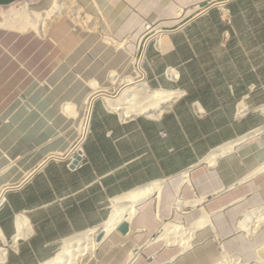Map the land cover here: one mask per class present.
I'll use <instances>...</instances> for the list:
<instances>
[{"label": "crops", "instance_id": "obj_1", "mask_svg": "<svg viewBox=\"0 0 264 264\" xmlns=\"http://www.w3.org/2000/svg\"><path fill=\"white\" fill-rule=\"evenodd\" d=\"M25 1L44 12L56 0H0V9ZM78 1L114 35L161 30L143 51L141 76L176 97L160 116L129 118L97 98L80 164L54 156L6 192L0 264L51 261L65 241L102 227L118 200L156 183L130 233L109 243L135 251L122 264L217 263L204 258L222 250L213 217L246 200L264 204V0H229L228 17L223 0ZM194 200L214 224L197 230L193 247L154 241L165 221L189 214L178 202ZM192 212L199 216L191 225L205 215Z\"/></svg>", "mask_w": 264, "mask_h": 264}, {"label": "rangeland", "instance_id": "obj_2", "mask_svg": "<svg viewBox=\"0 0 264 264\" xmlns=\"http://www.w3.org/2000/svg\"><path fill=\"white\" fill-rule=\"evenodd\" d=\"M59 1V6L65 5L63 10L70 16L54 19L45 36L7 27L15 22L14 11L28 4L27 1L0 9V198L4 189L21 184L56 152L64 154L58 156L61 158L77 155L71 151L80 142L87 126L90 100L84 105L86 97L91 96L93 100L101 93L117 95L125 85L121 84L114 91L109 88L94 90L91 81L111 87L108 78L112 71L133 75V56L139 62L147 42L157 33L149 26L151 29L143 32L127 29L114 35L113 31L102 29L99 17L86 13L79 1ZM28 5L32 12H43ZM112 40L126 42L127 50L118 48ZM141 75L138 80L142 79ZM67 102L77 105L75 112L64 111L68 118L62 111ZM262 210L264 204L246 200L213 217L216 240L222 250L215 253L209 249L204 258L217 260L215 264H264V217L256 222ZM203 211L205 215L200 220L211 219L208 212ZM198 216V212H191L183 218L175 216L165 221L154 241L163 240L170 245L161 238L165 223L171 221L187 230L193 227L195 223L191 224ZM213 224V221L212 224L208 222L200 228ZM84 234L86 232L65 241L59 253L67 242ZM119 235L116 230L100 246L96 256L87 255L79 264L88 261L91 264H122L123 260H131L134 250L115 244L109 246ZM195 238L191 247H182L191 249Z\"/></svg>", "mask_w": 264, "mask_h": 264}, {"label": "bare ground", "instance_id": "obj_3", "mask_svg": "<svg viewBox=\"0 0 264 264\" xmlns=\"http://www.w3.org/2000/svg\"><path fill=\"white\" fill-rule=\"evenodd\" d=\"M59 3L60 1L57 0V3L50 10L41 13L32 12L29 9V5L25 4L21 9L14 11L13 20H15V22L12 25L9 24L10 26L7 25V27L22 32L35 31L38 34L45 36L48 32V29L50 28L51 22L54 19L70 14L68 11L63 10L65 5L62 4L59 6ZM156 35L160 36L161 30H157ZM111 43L116 44L118 48H124L125 50H127L126 42L112 40ZM137 61V58L133 56L131 60V64L133 65L135 72L133 75L125 76L116 70L112 71L110 74V78H108L112 85L111 87H107L96 80L91 81L94 90L109 88L110 91H114L118 89L121 84L125 85L117 95H113L111 93H101L95 96L93 100L91 96L86 97L87 99L84 105L87 104V102L90 100V110L89 116L87 117V126L82 133L80 142L71 152H75L80 155L83 154L82 145L88 133L89 122L91 119L94 103L99 97H103L111 109L122 113L125 117L128 118L129 116L142 113H148L152 116H160L164 113V111L171 107L176 95L173 92L167 90L153 89L148 84L145 77L138 80L137 78L141 73L145 74V70L143 68V57L139 59V62ZM136 64H138V66H136ZM76 106L77 105L73 102L65 103L62 108L63 114L67 117L64 111L67 109V111L75 112ZM225 152L226 151L223 149L211 154L207 159L209 165L215 166L217 163L216 160H218L217 157ZM62 154L63 153L56 152L54 156H59ZM68 156L72 155L69 154L66 157ZM53 158L55 157H51L49 159ZM47 160L44 161V163L42 162V165H40L39 167L43 166L47 162ZM35 171H32L25 179V181L30 178ZM13 187L14 186L4 189L0 198V205L5 199L6 192ZM160 188L161 184L156 183L149 187L142 188L138 191L130 193V195L128 194L118 200L114 206L111 218L102 226L105 230V238L103 242L107 237L118 230L119 225L124 220H128L129 222H131L139 211L138 205L153 194L159 192ZM198 207H202V209L205 210L204 206H202L201 200H194L191 202L181 201L177 205V208L184 213H191L192 211L197 210ZM260 214L261 215L256 219V222L262 220V218L264 217V210H262V213ZM208 222L212 224V221L209 218L203 221L199 220L193 225L192 228L184 230V227H182L181 225L168 221L165 223V232L161 236V238L167 240L170 245H181L189 248L191 247L192 240L195 238L196 231ZM98 231L96 229H93L86 232V234L84 235H80L73 241L67 242L64 250L60 252L58 256H56L52 261L44 264H79L87 255L96 256L100 246L103 243L97 241Z\"/></svg>", "mask_w": 264, "mask_h": 264}, {"label": "water", "instance_id": "obj_4", "mask_svg": "<svg viewBox=\"0 0 264 264\" xmlns=\"http://www.w3.org/2000/svg\"><path fill=\"white\" fill-rule=\"evenodd\" d=\"M81 161H82V156L80 154H77L73 157L70 164L72 167H75V166L79 165ZM130 225L131 224L128 220H124L118 227L119 233L122 235H128L131 231ZM104 238H105V230L100 227L98 235H97V241L103 242Z\"/></svg>", "mask_w": 264, "mask_h": 264}, {"label": "built area", "instance_id": "obj_5", "mask_svg": "<svg viewBox=\"0 0 264 264\" xmlns=\"http://www.w3.org/2000/svg\"><path fill=\"white\" fill-rule=\"evenodd\" d=\"M229 0H223V2H222V9H223V11H224V13H225V15L228 17V9L226 8V4H227V2H228ZM244 112H246V109H244V108H242L241 109V113H244ZM70 157H72V159H73V156H70ZM2 205V204H1ZM0 205V206H1Z\"/></svg>", "mask_w": 264, "mask_h": 264}]
</instances>
